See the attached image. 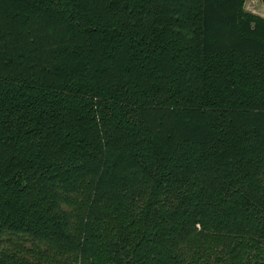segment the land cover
Segmentation results:
<instances>
[{"label":"trees","instance_id":"1","mask_svg":"<svg viewBox=\"0 0 264 264\" xmlns=\"http://www.w3.org/2000/svg\"><path fill=\"white\" fill-rule=\"evenodd\" d=\"M245 2L0 0V264H264Z\"/></svg>","mask_w":264,"mask_h":264},{"label":"rangeland","instance_id":"2","mask_svg":"<svg viewBox=\"0 0 264 264\" xmlns=\"http://www.w3.org/2000/svg\"><path fill=\"white\" fill-rule=\"evenodd\" d=\"M245 10L264 16V3L262 0H246Z\"/></svg>","mask_w":264,"mask_h":264}]
</instances>
